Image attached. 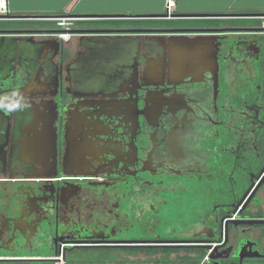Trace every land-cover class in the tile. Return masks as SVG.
Instances as JSON below:
<instances>
[{
	"label": "flooded vegetation",
	"instance_id": "1",
	"mask_svg": "<svg viewBox=\"0 0 264 264\" xmlns=\"http://www.w3.org/2000/svg\"><path fill=\"white\" fill-rule=\"evenodd\" d=\"M204 14L0 32V264H264V16Z\"/></svg>",
	"mask_w": 264,
	"mask_h": 264
},
{
	"label": "crops",
	"instance_id": "2",
	"mask_svg": "<svg viewBox=\"0 0 264 264\" xmlns=\"http://www.w3.org/2000/svg\"><path fill=\"white\" fill-rule=\"evenodd\" d=\"M11 15L164 14L166 0H8ZM264 13V0H174L171 13ZM146 17V16H145ZM50 22V21H49ZM48 25V24H47Z\"/></svg>",
	"mask_w": 264,
	"mask_h": 264
},
{
	"label": "water",
	"instance_id": "3",
	"mask_svg": "<svg viewBox=\"0 0 264 264\" xmlns=\"http://www.w3.org/2000/svg\"><path fill=\"white\" fill-rule=\"evenodd\" d=\"M210 14V13H209ZM120 14H71L72 17H76L79 20H85V19H91V18H103V17H113V16H118ZM190 15H207L204 13H184V14H175L173 16L175 17H184V16H190ZM210 15H216V16H242V17H255V16H264V13H211ZM55 15H11L7 14L5 16L0 15V22L1 21H18L21 19H27V18H35L39 20H48L50 21L51 18ZM146 17H152V18H160L165 16L164 14H153V15H144ZM53 21V20H52ZM5 31V32H34V33H44V32H80L84 31L80 28L76 29H68V30H63V29H50L47 27H29V28H23V27H16V28H11V29H0V32ZM254 222H264V220H255Z\"/></svg>",
	"mask_w": 264,
	"mask_h": 264
},
{
	"label": "built area",
	"instance_id": "4",
	"mask_svg": "<svg viewBox=\"0 0 264 264\" xmlns=\"http://www.w3.org/2000/svg\"><path fill=\"white\" fill-rule=\"evenodd\" d=\"M8 0H0V15L5 16L10 14L8 10ZM174 6V0H166L165 3V15H170L171 8ZM55 22L57 29L68 30L71 27L73 21L77 20L76 17H72L69 12L63 14H57L51 18Z\"/></svg>",
	"mask_w": 264,
	"mask_h": 264
},
{
	"label": "rangeland",
	"instance_id": "5",
	"mask_svg": "<svg viewBox=\"0 0 264 264\" xmlns=\"http://www.w3.org/2000/svg\"><path fill=\"white\" fill-rule=\"evenodd\" d=\"M53 24L52 25H54L55 26V22H52Z\"/></svg>",
	"mask_w": 264,
	"mask_h": 264
}]
</instances>
